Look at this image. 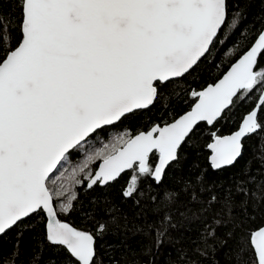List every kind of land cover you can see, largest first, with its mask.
<instances>
[{
  "label": "snow or ice",
  "instance_id": "6c2138e0",
  "mask_svg": "<svg viewBox=\"0 0 264 264\" xmlns=\"http://www.w3.org/2000/svg\"><path fill=\"white\" fill-rule=\"evenodd\" d=\"M15 7L11 17L0 15V235L39 217L45 244L62 252L59 264H105L97 241L109 225L94 233L61 219L76 210L78 188L107 186L126 170L133 175L125 197L140 179L160 183L201 124L215 128L253 93L258 103L235 132L210 133L213 169L234 165L244 138L264 131L262 31L222 78L190 92L184 114L135 135L126 130L69 170L100 133L155 107L169 83L195 72L227 26L228 0H15ZM165 234L156 230L157 245ZM248 252L250 264H264V225L238 241L237 264H249ZM18 256L14 249L0 264ZM108 264L121 262L113 255Z\"/></svg>",
  "mask_w": 264,
  "mask_h": 264
},
{
  "label": "trees",
  "instance_id": "16d2710c",
  "mask_svg": "<svg viewBox=\"0 0 264 264\" xmlns=\"http://www.w3.org/2000/svg\"><path fill=\"white\" fill-rule=\"evenodd\" d=\"M228 10L227 26L218 33L210 54L195 72L169 83L159 92L155 107L138 111L119 127L100 133L66 167L71 170L87 153L114 142L126 130L135 135L188 111L193 99L190 92L216 82L264 30V0H228ZM16 11L15 0H0V15L11 17ZM258 96L253 93L238 100L215 128L201 124L182 145L178 159L169 165L160 183L140 179L138 192L125 197L133 175L130 170L107 186H82L77 190L76 210L61 219L94 233L99 224L109 225L97 241L105 264L113 255L121 264H237L234 253L238 241L249 230L264 225V131L248 136L238 162L219 170L209 161L208 145L211 132L226 135L238 129L244 116L256 107ZM157 160L158 154L153 153L150 165L155 166ZM98 164L92 165L93 170ZM166 193L175 196L167 199ZM110 217H115V222ZM165 217L171 219L165 221ZM44 223L42 218H34L0 236V259L8 258L16 249L19 256L15 264H59L62 252L45 244ZM157 229H166L159 245ZM213 230L214 239L207 236ZM206 245L214 251L201 256L198 250ZM244 259L250 264L251 253Z\"/></svg>",
  "mask_w": 264,
  "mask_h": 264
},
{
  "label": "water",
  "instance_id": "95a60500",
  "mask_svg": "<svg viewBox=\"0 0 264 264\" xmlns=\"http://www.w3.org/2000/svg\"><path fill=\"white\" fill-rule=\"evenodd\" d=\"M263 31H264V30H263ZM261 32H262V31H261ZM255 40H256V39H255ZM254 42H255V41H254ZM254 42H253V43H254ZM252 45H253V44H252ZM252 45H251V46H252ZM251 46H250V47H251ZM250 47H249V48H250ZM246 51H247V50H246ZM246 51H245V52H246ZM245 52H244V53H245ZM244 53H243V54H244ZM243 54H242V55H243ZM242 55H241V56H242ZM241 56H240V57H241ZM240 57H239V58H240ZM239 58H238L234 63H236V62L239 60ZM234 63H233V64H234ZM233 64H232V65H233ZM232 65H231V66H232ZM231 66H230V67H231ZM230 67L227 69V71L230 69ZM227 71H226V72H227ZM226 72H225V73H226ZM225 73H224V74H225ZM224 74H223V75H224ZM223 75H222V76H223ZM222 76H221L220 78H222ZM220 78H219V79H220ZM210 84H212V83H210ZM252 110H253V109H252ZM183 114H184V113H183ZM246 115H247V114H246ZM246 115H245V116H246ZM245 116H244V117H245ZM177 118H178V117H177ZM241 122H242V121H241ZM155 125H156V124H155ZM160 125H161V124H160ZM240 126H241V123H240L239 127H240ZM239 127H238V128H239ZM148 130H149V129H148ZM148 130H144V131H148ZM236 130H237V129H236ZM236 130H235V131H236ZM235 131H233V132H235ZM140 132H142V131H140ZM233 132H232V133H233ZM232 133H230V134H232ZM230 134L220 135V136H227V135H230ZM247 137H248V136H247ZM247 137H245L244 140H245ZM244 140H243V144H244ZM212 142H213V141H211V143H212ZM208 148H209V147H208ZM209 150H210V157H211V155H212V150H211L210 148H209ZM151 155H152V154H151ZM151 155H150V157H151ZM150 157H149V161H150ZM210 157H209V161H210V163H211ZM99 163H100V162H99ZM172 163H173V162H171L170 164H172ZM157 164H158V160H157L156 165H157ZM170 164H169V165H170ZM98 165H99V164H98ZM156 165H155V166H156ZM169 165L166 166L165 171H164V174H163V177H164L165 172H166L167 168L169 167ZM225 167H228V166H225ZM222 168H224V167H222ZM215 170H219V169H215ZM127 171H130V170H126L125 172H127ZM125 172H124V173H125ZM122 174H123V173H122ZM122 174H121V175H122ZM66 222H67V221H66ZM67 223H69V222H67ZM0 236H2V235H0ZM144 264H146V263H144Z\"/></svg>",
  "mask_w": 264,
  "mask_h": 264
}]
</instances>
